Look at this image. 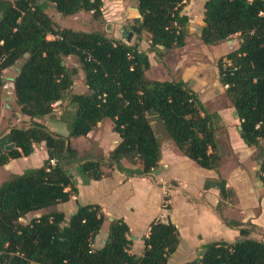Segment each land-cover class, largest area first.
<instances>
[{"label":"trees","instance_id":"1","mask_svg":"<svg viewBox=\"0 0 264 264\" xmlns=\"http://www.w3.org/2000/svg\"><path fill=\"white\" fill-rule=\"evenodd\" d=\"M186 1L135 0L139 15L128 28L137 39L146 32L157 57L181 48L189 33ZM49 5L62 16L84 11L103 20L102 0H0V109L2 72L22 59L12 88L20 113L29 119L26 126H12L0 135V167L41 143L47 152L41 165L0 183V264H169L180 241L169 218L150 222L136 254L130 251L127 223L109 219L99 204H78L68 216L51 207L77 194L76 175L84 183L97 180L109 174L105 167L150 176L162 141L153 121L161 123L186 156L212 169L220 163L226 126L188 82L148 77L149 57L138 42L61 27L46 11ZM203 8L199 38L204 44L238 34V47L217 59L218 80L239 119L240 137L254 148L264 187V0H205ZM71 55L83 73L84 91L72 90L79 70L66 64ZM55 103H60V114L54 112ZM51 114L65 125L67 135L44 123ZM107 118L120 138L116 146L106 156L79 155L71 138L86 135ZM11 142L14 147L6 149ZM213 183L220 194L216 211L227 225L239 228L240 237L206 243L195 258L179 264H264V233L254 239L249 233L255 225L225 218L221 201L233 202L234 192L223 178ZM106 220V235L98 243Z\"/></svg>","mask_w":264,"mask_h":264},{"label":"crops","instance_id":"2","mask_svg":"<svg viewBox=\"0 0 264 264\" xmlns=\"http://www.w3.org/2000/svg\"><path fill=\"white\" fill-rule=\"evenodd\" d=\"M102 1V13L106 18L108 2L123 3L124 0ZM129 11L126 19H129V15L131 21L138 17L135 2L129 7ZM83 13L85 12L79 11L68 16L54 13L51 16L61 27L76 29L74 27L77 24L76 19L83 17L82 22H87ZM88 15L91 13L88 12ZM123 26L125 25L120 26L121 31L124 29ZM147 35L143 32L141 38L137 39L136 34H133L128 42L130 44L138 42V47L147 52L150 61V67L146 71L147 76L160 80L182 79L188 82L189 86L198 92L205 106L209 110L217 111L220 115L226 126L229 153H221L217 168H205L186 156L172 140L163 139L160 133L162 139L160 158L157 165L151 169L150 176H128L115 168L105 167L103 169L109 174L97 180L91 179L84 183L82 178L76 175L77 194L62 203L69 209L67 216L76 209L78 204H99L108 218H122L127 223L130 238L133 241L130 251L136 254L141 253L143 237L148 234L150 222L154 218L161 220L169 218L178 227L180 233V241L169 258V264H179L195 258L206 243L216 240L234 242L240 237L239 228L227 225L216 211L220 194L213 181L223 178L226 185L234 192L233 202L225 199L221 201L220 209L223 216L229 220L250 222L255 225L256 228L249 233V236L261 239L264 233V187L258 177L259 160L254 157V148L248 146L240 137L238 128L240 122L234 107L222 102L226 100L225 88L218 80L216 64L212 63L218 57L238 47V34L215 45L204 44L198 39L195 51L194 48L188 49L185 45L170 49L161 57H157L155 52L149 49ZM112 36L125 40L124 37H117L115 34ZM48 37L53 38L52 35ZM204 45H207L205 47L208 49L214 47L216 50H213V53L207 51L208 55L202 52L200 54ZM190 54L194 55L193 59ZM174 55L177 58H173ZM200 55H202L201 59H199ZM185 57H190L193 61L195 60V63L199 62V65L192 60L187 61ZM205 60H208V74L204 73ZM76 84L74 83V87ZM83 87L84 89L80 91L86 89L84 83ZM11 97L14 98L13 88ZM5 106L10 111L14 110L13 107ZM3 107L1 102L0 123L2 120L13 121V118H4ZM15 113L27 118L20 112L15 111ZM43 121L51 130L63 135L68 134L65 125L55 117L47 116ZM12 126L14 122L3 133ZM119 139L118 134L112 130L111 120L107 118L98 122L86 135L71 138V142L79 155L88 153L91 156L99 154L106 156ZM46 157L45 146L41 143L35 146L29 155L10 159L9 164L17 169L11 173L19 174L24 169L39 166ZM122 163L125 166H132L126 159H123ZM206 182L209 183L207 187ZM164 194H167L170 205L165 214Z\"/></svg>","mask_w":264,"mask_h":264},{"label":"rangeland","instance_id":"3","mask_svg":"<svg viewBox=\"0 0 264 264\" xmlns=\"http://www.w3.org/2000/svg\"><path fill=\"white\" fill-rule=\"evenodd\" d=\"M111 1V0H110ZM205 0H187L185 3V7H184V11L189 15L190 17V21H189V25H188V30L189 33L187 35V48L188 49H192L195 51L196 47L198 46V39L199 38V28L198 26H201L203 24L202 21V17H203V3ZM134 0H124L123 3L122 2H116V3H109L105 14H107L106 18L103 17V20H96L92 17V15H88V12L83 13L84 18L87 19L86 23L82 22V18H78L75 20V22L77 23L76 29L75 30H84V31H99V32H103L107 35H111L115 34L117 37H123L124 34V30L125 29H120L121 25H125L126 27H128L132 21L130 20V15L128 16L129 19H126L127 16V12L129 11V7L132 6V4L134 3ZM46 11L48 12V14L51 16L52 14L56 13L55 10L53 9V7L51 5H49V7L46 9ZM86 15V16H85ZM103 16V15H102ZM52 18V16H51ZM57 19V17H56ZM58 20V19H57ZM101 21V22H100ZM106 23L110 24V29L106 30L105 26ZM49 36V35H48ZM47 36V37H48ZM113 37V36H112ZM51 38V37H48ZM207 45H204V49L200 50V54L201 52L204 53L205 55H208L207 51H211V53H213V50H216V48L214 47H210L211 49H208V47H205ZM206 50V51H205ZM199 54V53H198ZM191 58L193 59L192 54H190ZM173 58H177L176 55L172 56ZM187 59V61H191L192 59L189 57H185ZM202 58V55H200L199 59ZM219 58V57H218ZM217 58V59H218ZM217 59L214 60L212 63L216 64ZM193 61V60H192ZM22 62V59L18 60L14 65L6 68L3 72H2V86H1V102L4 105V113L3 116L4 118L9 117V118H13L12 120H9L8 122L5 120H2L0 123V135L8 128L12 125V122H14V126H26L29 123V119L25 118L23 116H19L15 113L16 112H20L19 111V106L16 104L15 100L13 97H11L12 94V82L13 79L15 77V75L18 72V67L20 65V63ZM66 64L68 66H74L78 68V75L74 80V83H77L75 85V87H72V90H76V91H80L83 90V73L82 71L79 69L80 65L77 62V58L76 56H69L66 58ZM195 63V60L193 61ZM170 64V62H169ZM197 65H199V62L195 63ZM165 72V71H163ZM204 73L208 74V60H205V67H204ZM223 103H227L226 100L222 101ZM63 104V103H61ZM5 105H8L10 107H13L14 110L10 111ZM54 112L55 114H60V103H55L54 104ZM47 117H45L46 119ZM154 130L158 133H162L163 135V139H168L167 134L164 132V129L161 125L160 122H152ZM103 129V126L101 127ZM223 134L221 137L222 140V149L223 152H227L229 153V149H228V141L226 138V128L225 130H222ZM17 170L16 167L14 165L9 164V162H7L5 164V166H1L0 167V183L5 180L8 179L9 177H11L14 173H11L12 171ZM73 172L76 174V170L73 169ZM164 202H163V208H164V214L167 212V210L170 208L169 205V201H168V196L167 194H164ZM51 208L53 209H61L65 212L66 216L68 214V208L66 206V204H57L55 206H52ZM35 215H38L37 213ZM164 216V215H163ZM31 217V215H28L26 219H29ZM109 220V219H108ZM108 220H106L101 228V231L99 232V234L96 236V241L99 243L101 241V239H103L106 235V230H107V226H108ZM165 220V219H164Z\"/></svg>","mask_w":264,"mask_h":264},{"label":"water","instance_id":"4","mask_svg":"<svg viewBox=\"0 0 264 264\" xmlns=\"http://www.w3.org/2000/svg\"><path fill=\"white\" fill-rule=\"evenodd\" d=\"M105 28H106V30H109L110 29V24L109 23H106ZM123 28L125 29L124 30V34H123V37H124L125 41L130 42L133 33H132V31L130 29L126 28L125 26H123ZM55 116H56L55 114H51V117H55ZM238 128L239 129L241 128L240 124H239ZM157 136L160 138V135L159 134ZM13 147H14V143L13 142L5 145V148L6 149H12ZM109 219H112V218H109Z\"/></svg>","mask_w":264,"mask_h":264},{"label":"built area","instance_id":"5","mask_svg":"<svg viewBox=\"0 0 264 264\" xmlns=\"http://www.w3.org/2000/svg\"><path fill=\"white\" fill-rule=\"evenodd\" d=\"M226 86V85H225ZM51 163H54V160L52 159L51 160ZM167 190H166V188L164 187V192H166Z\"/></svg>","mask_w":264,"mask_h":264}]
</instances>
